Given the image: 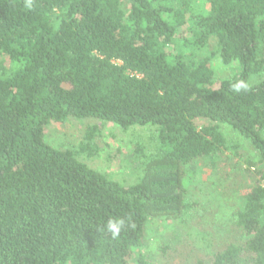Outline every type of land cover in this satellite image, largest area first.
Masks as SVG:
<instances>
[{"label": "trees", "instance_id": "obj_1", "mask_svg": "<svg viewBox=\"0 0 264 264\" xmlns=\"http://www.w3.org/2000/svg\"><path fill=\"white\" fill-rule=\"evenodd\" d=\"M32 2L0 0V264H176L142 250L145 225L197 230L190 171L235 156L229 239L202 264H264V0ZM69 118L86 121L79 144H49L46 128ZM102 123L149 130L129 184L83 160ZM110 218L125 221L115 238Z\"/></svg>", "mask_w": 264, "mask_h": 264}, {"label": "rangeland", "instance_id": "obj_2", "mask_svg": "<svg viewBox=\"0 0 264 264\" xmlns=\"http://www.w3.org/2000/svg\"><path fill=\"white\" fill-rule=\"evenodd\" d=\"M214 66L218 75L230 76L231 70L227 66L220 65L218 61ZM85 126L86 121L69 118L63 123L49 125L45 137L47 142L55 147H75L82 140ZM101 131L98 155L93 158L83 157V160L90 167L108 174L112 179L129 184L138 176L132 163L134 142L145 140L148 128L132 127L122 130L116 125L102 123ZM229 139L244 143L246 149L253 153L239 136L232 134ZM234 159L233 162L216 163L215 168L201 160L195 169L190 171L187 189L189 195L196 198L202 208L200 214L195 215L197 230L194 227L186 232V228L177 222L155 219L145 225V247L142 250L159 262L164 261L165 252L168 251L170 255L175 256L176 264H202L210 249L226 245L229 237L224 235V231L231 227L232 212L245 183L238 165V162L242 161L237 156ZM244 166L246 165L242 164L241 167ZM179 238H182V241L173 247L174 251H169L167 245L170 240L175 241Z\"/></svg>", "mask_w": 264, "mask_h": 264}, {"label": "clouds", "instance_id": "obj_3", "mask_svg": "<svg viewBox=\"0 0 264 264\" xmlns=\"http://www.w3.org/2000/svg\"><path fill=\"white\" fill-rule=\"evenodd\" d=\"M26 7L28 9H32L33 7L32 0H26ZM230 87L234 92L240 93L241 91H247L249 86L244 80H238L235 83L231 84ZM124 224L125 221L122 218H110L107 221L106 228L107 231L111 233L112 237L115 238L119 236L121 230L124 227ZM131 226L134 227V225Z\"/></svg>", "mask_w": 264, "mask_h": 264}]
</instances>
